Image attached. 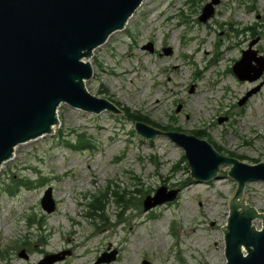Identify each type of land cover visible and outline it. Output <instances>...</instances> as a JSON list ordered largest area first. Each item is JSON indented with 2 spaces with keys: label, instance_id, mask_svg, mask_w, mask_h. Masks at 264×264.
Masks as SVG:
<instances>
[{
  "label": "rangeland",
  "instance_id": "rangeland-1",
  "mask_svg": "<svg viewBox=\"0 0 264 264\" xmlns=\"http://www.w3.org/2000/svg\"><path fill=\"white\" fill-rule=\"evenodd\" d=\"M209 1L143 0L86 59L93 71L86 89L152 125L198 132L224 156L264 162V90L250 82L264 70L245 81L227 71L253 42L255 57L264 58V0H217L213 15L200 22ZM56 117L53 133L15 146L0 167V264H35L66 251L53 264H96L112 252L99 264H225L222 227L237 185L227 175L230 165L220 166L214 180L195 183L180 146L160 135L140 137L122 113L94 115L62 103ZM73 131L85 133L92 147H65L61 140ZM16 178L34 184L11 196L5 188ZM116 186L133 192L125 197L129 206L110 196L98 215L87 216L92 196ZM159 187L175 190L176 199L144 211L142 196L153 197ZM48 189L51 213L40 202ZM243 192L246 204L264 213V182ZM252 223L260 228L259 220Z\"/></svg>",
  "mask_w": 264,
  "mask_h": 264
},
{
  "label": "water",
  "instance_id": "water-1",
  "mask_svg": "<svg viewBox=\"0 0 264 264\" xmlns=\"http://www.w3.org/2000/svg\"><path fill=\"white\" fill-rule=\"evenodd\" d=\"M142 1L0 0V167L12 157L15 146L54 132L62 103L94 115L106 111L121 114L110 100L86 89L85 81L93 76L86 59L112 33L123 29ZM217 3L207 2L198 20L206 22ZM253 44L233 64L232 72L240 81L254 79L264 70V59L255 57ZM144 48L153 50L151 44ZM134 127L140 137L153 139L160 135L180 146L195 183L214 180L220 166L230 165L227 175L237 185L222 227L225 264H264V214L245 204L243 192L246 184L264 182V162L251 164L223 156L208 141L191 134L161 131L143 122H136ZM165 191V187H159L153 197L146 196L144 211L176 199L175 190ZM40 202L45 212H52L55 202L51 189L44 192ZM256 219L261 229L253 226ZM19 255L27 258L24 250ZM113 255L102 254L96 264L109 262ZM61 257L45 255L35 264H53Z\"/></svg>",
  "mask_w": 264,
  "mask_h": 264
},
{
  "label": "trees",
  "instance_id": "trees-1",
  "mask_svg": "<svg viewBox=\"0 0 264 264\" xmlns=\"http://www.w3.org/2000/svg\"><path fill=\"white\" fill-rule=\"evenodd\" d=\"M192 1L193 0H191V2ZM98 93L100 94V93H105V92L98 90ZM109 99L111 101H113L116 105H119L112 98L109 97ZM122 110L124 112V117L127 118L128 121H132V123H135L136 121H139L141 123L143 122V123H145L151 127H156V128H159L163 131H165V130H173V131L180 130L178 128L174 129V128L168 127V126H165V128H163V127L157 126L155 124L152 125L146 119H144L141 116H138V114H136V113H132L131 111L128 110V108H125L124 106L122 107ZM192 133H193V135H195L199 138H201V137L205 138V136L201 135L198 132H192ZM69 137H72V139H63V140H61V142H63L65 147H67L71 150L81 151V150H85V149H90L92 147V144H91L92 141H89V138H87L85 133L79 134L76 131H73L72 133H70ZM181 160L185 161L184 157H182ZM253 162H257V161L254 160ZM43 179H45V178H43ZM33 182L34 181H31L30 179H20V178L12 179L10 181V183H8L6 185L5 190L8 191L11 196H14L17 194V190L19 189L20 186H23L26 189H28V188L33 186V184H34ZM35 182H37V181H35ZM119 189L120 188L118 186H116V189H114V190H110L109 187H107L104 191L98 193V195L92 196L93 200H92V202H90L88 204V215L90 217L98 215L99 209L109 201L108 197H110V196L112 198H114V202L116 203L117 206H119L120 208H127L129 206L130 202H129V199L125 198V197L130 195V194H133V192L126 191V189H123V190H119ZM146 194H148V192H145V195ZM145 195H143L142 197L145 198ZM32 220H33L32 216L28 218V221H32Z\"/></svg>",
  "mask_w": 264,
  "mask_h": 264
},
{
  "label": "bare ground",
  "instance_id": "bare-ground-1",
  "mask_svg": "<svg viewBox=\"0 0 264 264\" xmlns=\"http://www.w3.org/2000/svg\"><path fill=\"white\" fill-rule=\"evenodd\" d=\"M262 52H263V51H262ZM250 82H251L252 85H257V84L260 83V86H259V87H261L260 91H263V90H264V76L261 77L259 80H256V81H250ZM260 91H259V92H260ZM57 118H58V117H57ZM56 127H57V126H56ZM244 202H245V204H246L245 199H244Z\"/></svg>",
  "mask_w": 264,
  "mask_h": 264
}]
</instances>
